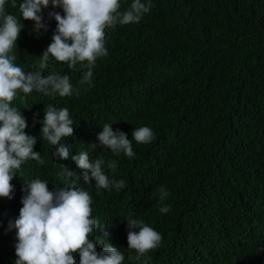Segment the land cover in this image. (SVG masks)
I'll return each instance as SVG.
<instances>
[{
	"label": "trees",
	"instance_id": "trees-1",
	"mask_svg": "<svg viewBox=\"0 0 264 264\" xmlns=\"http://www.w3.org/2000/svg\"><path fill=\"white\" fill-rule=\"evenodd\" d=\"M133 2L120 0L119 11ZM151 3L139 23L106 28L109 55L97 59L91 85L79 84L86 68L71 70L50 57L42 75H70L73 95L19 92L13 101L45 163L23 164L13 198L0 197V264L17 259L16 230L8 224L23 207L25 178L36 172L50 191L75 183L94 198L97 251L127 217L162 235L158 248L140 259L132 250L128 264H264V0ZM50 11L64 14L51 4L43 9L48 31L40 35L19 8L14 13L24 26L15 63L26 72L40 70V55L52 43L57 22ZM48 104L68 108L74 120V135L62 140L72 155H102L104 172L123 179L124 188L97 192L75 161L54 157L55 146L41 135ZM104 124L129 139L135 127L148 126L156 138L147 145L133 141L135 158L117 156L100 146ZM110 160L117 164L114 173ZM62 165L74 175H59ZM161 186L169 193L163 202ZM162 206L170 211L161 213ZM73 255L79 264V254Z\"/></svg>",
	"mask_w": 264,
	"mask_h": 264
},
{
	"label": "clouds",
	"instance_id": "clouds-1",
	"mask_svg": "<svg viewBox=\"0 0 264 264\" xmlns=\"http://www.w3.org/2000/svg\"><path fill=\"white\" fill-rule=\"evenodd\" d=\"M50 4L53 8H62L64 14L48 13V18L57 22L52 43L40 55V70L26 72L15 63L14 47L24 26L14 13L19 8L23 20L33 21V31L40 35L42 31H48L42 12ZM120 7V0H0V197L13 198L16 191L12 183H17L23 164L29 160L40 165L45 163L41 153L34 151L37 138L25 131L29 127L26 117L20 108L13 106L18 93L73 95L70 75H42L50 57L71 70L76 69L77 64L86 68L79 84L91 85L97 59L109 55L105 46L106 28L139 23L150 12L152 3L151 0H134L123 12L119 11ZM44 113L40 121L41 135L44 141L55 146L54 157L75 161L83 170L85 184L95 181L97 192L125 187L123 179L110 178L104 172L106 162L102 155L95 160L90 159L87 151L72 155L68 145L62 143L65 138L72 137L75 130L68 108L48 104ZM155 138L153 129L148 126L135 127L131 139L125 132L113 131L112 124H104L98 134L101 147L117 156L123 153L130 159L136 155L133 141L147 145ZM107 167L114 173L117 164L110 160ZM59 175L71 177L74 173L62 165ZM25 180L23 207L19 216L8 224L9 231L16 230L15 264H77L73 253L79 254V264H128L132 250L137 253L135 258L140 259L158 248L162 241V235L153 227L127 217L128 224L125 226L122 222L113 227V231L106 234L103 250L97 251L96 240L92 237L101 225L93 216L94 198L86 190L70 183L50 191L48 181L42 180L37 172ZM158 194L161 202L169 195L163 186L158 189ZM159 211L166 214L170 206H162ZM262 251L264 247L260 249Z\"/></svg>",
	"mask_w": 264,
	"mask_h": 264
}]
</instances>
